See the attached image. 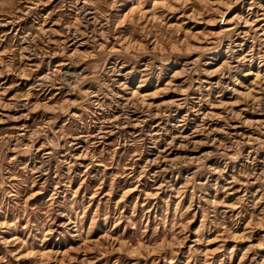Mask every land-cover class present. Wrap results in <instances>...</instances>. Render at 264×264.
<instances>
[{"label": "rangeland", "instance_id": "1", "mask_svg": "<svg viewBox=\"0 0 264 264\" xmlns=\"http://www.w3.org/2000/svg\"><path fill=\"white\" fill-rule=\"evenodd\" d=\"M0 264H264V0H0Z\"/></svg>", "mask_w": 264, "mask_h": 264}, {"label": "bare ground", "instance_id": "2", "mask_svg": "<svg viewBox=\"0 0 264 264\" xmlns=\"http://www.w3.org/2000/svg\"><path fill=\"white\" fill-rule=\"evenodd\" d=\"M105 121V120H104Z\"/></svg>", "mask_w": 264, "mask_h": 264}]
</instances>
